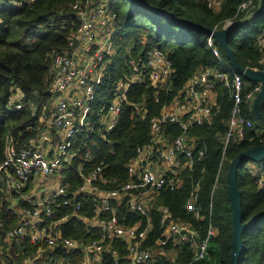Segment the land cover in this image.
<instances>
[{"label": "trees", "instance_id": "trees-1", "mask_svg": "<svg viewBox=\"0 0 264 264\" xmlns=\"http://www.w3.org/2000/svg\"><path fill=\"white\" fill-rule=\"evenodd\" d=\"M74 1L35 0L31 5L15 7L0 0V164L5 159L8 141L17 150L32 142L46 127L45 119L40 114L33 117L27 106L19 111L9 109L8 102L19 91L25 103H35L40 107L49 105L48 89L54 75L49 55L54 51L71 52L67 46V37L72 28L68 26V21L72 18L71 5ZM242 1L222 0L218 10L214 11L203 0H107L108 8L115 16L117 29L112 35L114 54L97 90L95 105L99 106L106 100L108 90L128 72L130 63L142 61L149 51L157 50L168 57L173 70L172 79L164 90L155 89L147 83L133 85L126 95V102L121 106L118 125L112 131H94L86 138L80 136L75 140L74 148L78 152L61 171L68 192L76 191L81 185L82 178L77 170L83 162L85 173L97 166L102 167L101 175L105 182L97 184L100 190L116 188L129 179L126 166L136 157V148L149 143L148 119L158 115L163 106H169L198 69L221 68L207 45L208 32L185 27L177 21L208 31L218 26L220 31L225 21L235 17ZM238 20L241 21L224 35L227 49L240 68H257L264 73V66L258 64L264 50L257 46V39L264 30V0H260L259 11L248 17L241 14ZM242 32L244 36L239 37L233 46ZM216 42L221 43L214 37L215 48ZM216 49L222 62L229 66L230 62L224 56L227 50L224 48L222 54ZM217 96L219 109L211 123L193 127L187 133L188 137L195 140V152L203 150V157L195 162L192 169L180 174L177 189L160 192L149 214L151 233L145 243L146 247L153 246L154 240L160 235L156 212L158 206L167 207L174 218L193 226L200 239L206 236L209 227L215 230L214 237L209 241L208 259L192 264H230L233 234V209L228 197L230 165L241 153L264 148V120L260 122L253 114L250 117L253 127L247 131L245 139L229 143L224 148L223 137L231 103L220 85H217ZM134 103L144 105V118L135 114L132 107ZM258 110L264 119V103L258 106ZM179 133L177 127H167L169 141ZM87 152L91 159L84 161ZM250 162L256 165L258 172L264 169V159H244L237 169L236 189L243 226L237 264H264V187H257L255 173L250 172L248 166ZM225 165L226 176L222 188L218 189ZM191 193H195L194 208L199 212L200 219L185 210ZM11 197L16 195L12 194ZM8 198L0 196V243L5 232L15 225ZM75 200L80 204L76 215L85 218L95 215L97 204L92 197L78 195ZM52 205L55 210L53 220L72 215L71 209L60 206V201ZM111 206L115 208L120 223L133 226L139 222L144 227L146 218L130 213L124 203L111 202ZM76 215H72L60 226L62 235L88 243L97 233L96 229L78 221ZM101 217H107V214L103 213ZM113 247L121 256L126 253L125 245L121 242L114 241ZM174 255L175 261L162 255H153L148 264H181L191 261L192 254L187 247L176 249ZM2 258L5 264H80L83 260L79 252L66 253L60 247L35 246L28 239H18L5 245ZM102 264H112L109 254L103 256Z\"/></svg>", "mask_w": 264, "mask_h": 264}, {"label": "built area", "instance_id": "built-area-1", "mask_svg": "<svg viewBox=\"0 0 264 264\" xmlns=\"http://www.w3.org/2000/svg\"><path fill=\"white\" fill-rule=\"evenodd\" d=\"M4 1L15 7L35 2ZM93 1L75 0L71 5L72 18L68 26L72 28L67 37L71 52L54 51L49 55L54 74L48 89L49 105L40 107L35 103H25L19 91L8 102L9 109L19 111L27 106L33 117L40 114L45 119L46 127L32 142L17 150L12 148L11 141L6 144V156L0 164V196L10 197L9 209L15 218V225L5 232L0 243V264H5L2 258L5 245L18 239H28L39 247H60L66 253L79 252L83 256L80 264H102L105 254L111 256L112 264H148L153 257L154 247L161 251L159 255L165 256L164 251H171V246L177 250L187 247L191 251V261L181 264L207 260L209 241L215 235L212 227L200 239L193 226L174 218L167 207L158 206L156 212L160 235L153 246L146 247L151 233L149 214L160 192L177 189L180 174L192 169L195 162L203 157V150L195 152V140L187 133L193 127L211 123L219 109L217 85L226 91L231 103L223 137L224 148L229 143L243 141L247 131L252 130L250 117L253 104L260 97L264 85L261 82L250 83L245 80L244 73L226 66L213 45V39L214 36L224 37L226 31L241 21H236L239 15L248 17L259 11L260 0L242 1L235 17L225 21L220 31L218 26L210 30L207 45L221 68L198 69L171 104L163 106L158 115L148 119L149 143L136 148V157L126 166L129 179L116 188L100 190L97 184L105 182L101 175L102 167L97 166L85 173L83 162L77 170L82 183L76 191L68 192L61 171L78 152L74 148L75 140L80 136L86 138L94 131H112L118 125L121 106L133 85L147 83L155 89L164 90L170 84L173 73L168 57L157 50L149 51L142 61L130 63L128 72L108 90L106 100L96 106L97 90L107 63L114 54L112 35L117 29V22L108 8L107 0V5H95ZM203 1L214 10L222 0ZM257 46L264 50V30L257 39ZM258 64L264 66V55ZM243 70L260 72L257 68ZM132 107L136 115L141 118L146 116L142 103H134ZM170 125L180 131L171 141L166 135ZM90 159L87 152L84 161ZM250 172L253 171L250 169ZM253 173L257 187H264V169ZM46 188L50 192L42 196L41 191ZM12 194L16 197H11ZM78 195H88L94 199L97 206L93 217L76 215L80 209V204L75 200ZM59 201L60 206L71 209L78 221L96 229L97 233L90 242L82 243L62 235L60 226L72 215L52 219L55 211L52 204ZM111 202H122L130 213L145 217L144 227L139 222L133 226L120 223ZM194 204L195 193H191L185 210L200 219ZM103 213L107 217L102 218ZM114 241L125 245L124 255L121 256L113 247Z\"/></svg>", "mask_w": 264, "mask_h": 264}, {"label": "water", "instance_id": "water-1", "mask_svg": "<svg viewBox=\"0 0 264 264\" xmlns=\"http://www.w3.org/2000/svg\"><path fill=\"white\" fill-rule=\"evenodd\" d=\"M141 3H143V2H141ZM152 10H154L156 13H161L162 15L168 17L171 20H175L173 17H171L165 13H162V12L157 11L155 9H152ZM177 22H179V24H181L185 27H188V28H194L196 30L208 32V36L211 34L210 30L208 31L207 29H204L201 27L190 26V25L185 24L181 21H177ZM216 38H218L221 41V43L224 45L225 50H227V56L230 60V64H231L232 68H234L239 73H244V78L246 80L251 81V82L252 81L253 82H261L264 85V73H261V72H258V73L245 72L242 68H240V66L237 64L235 59L231 56L230 52L228 51L226 41H225L223 35L216 36ZM260 100H261V96L255 102L260 101ZM263 103H264V101H262L259 104L261 105ZM244 159H251V160H255V161L263 160L264 159V148H254V149H251L249 151L243 152L240 155H238L232 161V163L230 165L229 177H228V197H229V201L232 205V209H233L232 255H231L230 264H237L238 254H239V251L241 249L240 231L243 228V226L241 224V205H240V200H239L237 189H236V174H237V169H238L239 165L241 164V162Z\"/></svg>", "mask_w": 264, "mask_h": 264}, {"label": "rangeland", "instance_id": "rangeland-1", "mask_svg": "<svg viewBox=\"0 0 264 264\" xmlns=\"http://www.w3.org/2000/svg\"><path fill=\"white\" fill-rule=\"evenodd\" d=\"M242 36H244V33L242 32L241 34H239L238 35V37L235 39V41H234V45L233 46H235L236 45V43L238 42V38L239 37H242ZM215 45H216V48H218V50L220 51V53H222L223 51H224V46H223V44H221V43H219V42H216L215 43ZM225 52V51H224ZM223 54V53H222ZM226 53H224V56H225V59H228V61L230 62V60H229V58H228V56H227V54L225 55ZM230 67H232L231 66V64L229 65ZM261 100L260 101H258L259 103H261L262 101H264V86H263V89H262V93H261ZM255 103L254 105H253V108H252V114H253V116L254 117H257L259 120H260V122L262 121V120H264L263 119V116H261V113L259 112V110H258V104L259 103ZM249 167H250V169L253 171V172H257L258 171V169H257V167H256V165L255 164H253V162H250L249 163V165H248ZM225 176H226V165L224 166V168L222 169V171H221V175H220V182H219V184L217 185V188L219 189V188H222V186H223V180H224V178H225ZM155 249H152V254L153 255H159V253H161V251H158L157 249H159L158 247H154ZM175 247H170V250L171 251H164V253H165V256L168 258V259H170V260H174L175 261V255H174V253H175V250L176 249H174Z\"/></svg>", "mask_w": 264, "mask_h": 264}, {"label": "crops", "instance_id": "crops-1", "mask_svg": "<svg viewBox=\"0 0 264 264\" xmlns=\"http://www.w3.org/2000/svg\"><path fill=\"white\" fill-rule=\"evenodd\" d=\"M94 2V4L95 5H104V3L106 4V0H94L93 1ZM107 5V4H106ZM218 10V7L216 8V9H214V11H217ZM110 63V60L108 61V63L107 64H109ZM258 102V101H257ZM257 102H254V104L255 103H257ZM253 104V105H254ZM258 105H260V104H258ZM41 192H43V194H41L42 196H45L46 194H48L49 192H50V190L49 189H43ZM52 192V191H51ZM11 199H13V198H11ZM13 203V202H12ZM14 204V203H13ZM18 206H21V205H18ZM93 229H95L94 227H93Z\"/></svg>", "mask_w": 264, "mask_h": 264}]
</instances>
